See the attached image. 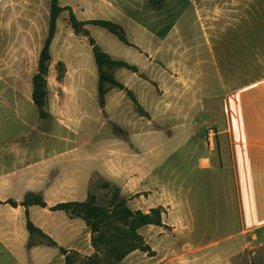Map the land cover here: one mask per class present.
<instances>
[{
    "label": "crops",
    "instance_id": "1",
    "mask_svg": "<svg viewBox=\"0 0 264 264\" xmlns=\"http://www.w3.org/2000/svg\"><path fill=\"white\" fill-rule=\"evenodd\" d=\"M187 3L201 22L194 35L168 24L163 8L148 0H83V18L59 0L80 22L98 20L91 18L96 6L105 13L99 20L121 25L131 45L100 26L104 31L88 24V36L76 33L69 16L61 33L60 15L69 14L62 12L50 45L46 118L33 101L32 80L47 23L42 28L32 13L26 41L10 40L9 57L0 65V258L66 264L40 236L28 246L27 214L59 247L92 256L84 220L52 208L86 201L97 179L119 188L132 211L164 210L163 227L139 231L152 254L136 250L119 264H234L264 229V0ZM89 37L113 59L137 67V73L114 70L136 102L112 87L102 109L98 82L97 93H81L84 60L92 59L88 46L95 61ZM63 66L64 75L57 71ZM92 73L99 79L98 69ZM89 121L114 128L113 139L98 142L97 157L86 151ZM209 126L217 131L210 146ZM29 193L41 195L46 207L22 206ZM220 233L227 235L213 238ZM236 236L247 238L239 254L215 248Z\"/></svg>",
    "mask_w": 264,
    "mask_h": 264
},
{
    "label": "trees",
    "instance_id": "2",
    "mask_svg": "<svg viewBox=\"0 0 264 264\" xmlns=\"http://www.w3.org/2000/svg\"><path fill=\"white\" fill-rule=\"evenodd\" d=\"M167 0H148L155 7L161 6ZM69 11V24L76 33H83L85 25H95L105 28L114 34L120 41L127 45H131L125 35L121 25L108 20H90L80 22L70 7H62L59 0H50V15L48 35L44 41L43 48L40 52L38 69L33 76V101L38 108L41 118H46L48 113L45 110L47 99V75L50 55V45L55 36L56 25L59 15ZM90 44L93 48L94 58L98 69V94L99 104L103 109L105 105V96L110 88L115 87L125 90L128 96L136 102L132 92L123 84L116 80L114 70L116 68H126L135 73L138 72L137 67L130 65L124 61L115 60L108 54L103 52L96 44L95 40L89 37ZM141 113H144L139 107ZM146 114V113H144ZM103 189L111 191L109 204L100 205L97 202V196L90 192L88 198L84 202L61 203L52 208V211H65L72 217L81 218L91 231V245L95 252L92 256L81 258L75 251L66 250L59 247L58 244L38 229L29 219L27 214V230L30 235L29 247L34 245L33 238L40 236L45 243L51 247H57L65 257L66 264H119L128 255L136 250L149 252L152 254L150 247L145 243L144 238L140 234V229L148 225H156L163 227L162 208L152 209L145 214L141 211H132L127 206V201L120 194V189L112 186L108 182H103ZM12 206H17L15 201H8ZM28 208L29 206L46 207V203L39 194L29 193L20 203Z\"/></svg>",
    "mask_w": 264,
    "mask_h": 264
},
{
    "label": "rangeland",
    "instance_id": "3",
    "mask_svg": "<svg viewBox=\"0 0 264 264\" xmlns=\"http://www.w3.org/2000/svg\"><path fill=\"white\" fill-rule=\"evenodd\" d=\"M189 0H169L165 5L155 7L154 9H162V18L169 24H175L178 27L191 29L192 35L196 33V29L199 30L201 22L198 21V15L196 14V8L187 3ZM62 5L74 6L77 10L78 18H83V12L79 6L83 8V0H60ZM96 7V6H95ZM94 7V8H95ZM151 7V6H148ZM93 8L92 17L93 19H103L105 18V13L97 11ZM49 10H50V0H0V65L9 57V43L21 42L23 44L26 41V31L28 29L27 21L33 20L31 15H35L37 18L41 19V26L44 28L45 24L49 21ZM68 12H64L60 15V30L61 33L64 31V19L68 18ZM38 21V19H37ZM39 24V23H37ZM43 35V40H45L48 32V25ZM126 29L130 32L129 25L125 22ZM222 25V24H221ZM135 27V26H134ZM98 31H104L100 27H94ZM108 35L113 37L115 41H119L116 36L106 32ZM94 34L98 35L94 32ZM99 38V37H98ZM89 45V44H88ZM88 51L92 55V59L84 60L83 67L87 72H82L84 75V85L81 87V93H97V74L92 73L96 71V64L93 59V54L91 48L88 46ZM59 54V52H57ZM29 60V59H28ZM87 61V62H86ZM29 63V62H28ZM59 69V70H57ZM57 71H61L64 75L65 68L57 67ZM15 84V82L13 83ZM117 89H112L111 93H119ZM7 93H13V90L7 91ZM85 135H88L92 139V143L86 148V151L94 156H98V142L104 137L109 141L113 139L114 128L108 124H102L98 122H90L83 128ZM177 160V158H176ZM92 168H98V163L95 161L91 162ZM162 172V168L159 169V173ZM103 181L97 179L92 184V193L97 196V202L100 205L109 204L111 198V191L102 188ZM227 233H220L217 237L213 236L214 239L224 238ZM247 238L244 236H236L234 239L220 241L215 245L216 249H222L224 247L230 248V254L238 253L239 246L246 242ZM38 241V240H37ZM223 257H221L222 260ZM55 258H52L54 260ZM234 264H264V229L259 230L253 238H250L248 245L245 250L233 260ZM0 264H15V261L5 256L0 258ZM56 264V263H55Z\"/></svg>",
    "mask_w": 264,
    "mask_h": 264
},
{
    "label": "built area",
    "instance_id": "4",
    "mask_svg": "<svg viewBox=\"0 0 264 264\" xmlns=\"http://www.w3.org/2000/svg\"><path fill=\"white\" fill-rule=\"evenodd\" d=\"M216 135L217 131L212 126H209L206 133V141L209 146L214 144Z\"/></svg>",
    "mask_w": 264,
    "mask_h": 264
}]
</instances>
